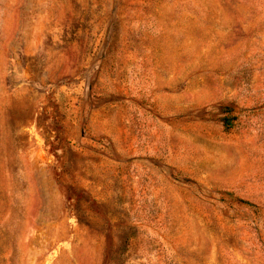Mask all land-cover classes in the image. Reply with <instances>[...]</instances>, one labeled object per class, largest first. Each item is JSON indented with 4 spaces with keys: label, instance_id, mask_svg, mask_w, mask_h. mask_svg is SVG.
<instances>
[{
    "label": "rangeland",
    "instance_id": "1",
    "mask_svg": "<svg viewBox=\"0 0 264 264\" xmlns=\"http://www.w3.org/2000/svg\"><path fill=\"white\" fill-rule=\"evenodd\" d=\"M0 264H264V0H0Z\"/></svg>",
    "mask_w": 264,
    "mask_h": 264
},
{
    "label": "trees",
    "instance_id": "2",
    "mask_svg": "<svg viewBox=\"0 0 264 264\" xmlns=\"http://www.w3.org/2000/svg\"><path fill=\"white\" fill-rule=\"evenodd\" d=\"M222 120H223V124H224V126H225L226 128L229 127V123L227 122V119H226V118H223Z\"/></svg>",
    "mask_w": 264,
    "mask_h": 264
}]
</instances>
